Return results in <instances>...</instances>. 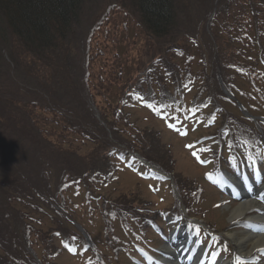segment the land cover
Listing matches in <instances>:
<instances>
[{"label": "trees", "instance_id": "trees-1", "mask_svg": "<svg viewBox=\"0 0 264 264\" xmlns=\"http://www.w3.org/2000/svg\"><path fill=\"white\" fill-rule=\"evenodd\" d=\"M190 1L195 3V0ZM116 2L137 14L148 33L159 41L158 47L171 44L170 37L181 25L185 5L189 4L184 0ZM102 3L104 5L105 0H0V50L3 45L6 46L17 76L23 77L20 70H24V81L36 80L40 75L47 81V72L54 71V78L60 79L59 86L65 88L57 70L58 59L72 60L77 51L76 32L81 26L85 27L88 20H92L91 11L102 6ZM9 32L15 35L13 44L6 37ZM29 54L37 56L35 63L30 64V61L25 60L24 56ZM59 86L54 85V88ZM53 95L57 96V92L54 91ZM4 105L13 109L16 107L12 103ZM8 113L3 114L6 116ZM8 119L5 122L4 116L3 119L0 116V136L8 143L16 140L19 144L20 132L23 131L20 126L26 128L28 123L17 116ZM22 145L27 144L22 142ZM19 156L23 157V152Z\"/></svg>", "mask_w": 264, "mask_h": 264}, {"label": "rangeland", "instance_id": "rangeland-1", "mask_svg": "<svg viewBox=\"0 0 264 264\" xmlns=\"http://www.w3.org/2000/svg\"><path fill=\"white\" fill-rule=\"evenodd\" d=\"M127 32L125 31V34H126ZM133 33H134V31H133V25H131V27H130V31H129V35H133ZM15 36V35H14ZM13 36V34L11 33V32H9L8 34H7V38L10 40V43L11 44H13V40H14V37ZM122 36V33H121V31L119 32V35H118V37L120 38L119 39V41H118V43H117V47L118 48H114V46L112 45V46H110V43H108V42H106L105 44H107V46H106V49H107V51H109V55H106V58H108L109 60H114V61H117V60H126V59H128L127 58V53L129 52L128 50H129V47H128V42L126 41V40H124L123 39V37H121ZM0 37L2 38V36H1V34H0ZM0 38V39H1ZM108 47V48H107ZM130 48H132V46L130 47ZM117 52L119 53V55L117 56L116 54H117ZM0 58H1V60H0V67H1V73L3 74V77L4 78H6V73H8L9 71H11V69L13 68L12 67V63L11 62H9L10 60L8 59V57H7V50H6V46L5 45H3L2 47H1V50H0ZM118 85V84H117ZM113 86H115V85H113ZM17 92V91H16ZM116 94H117V89L115 88L114 90L111 88V90H110V96H112L114 99L116 98ZM138 114H140V112H137ZM178 140H174V142H175V144H181L182 143V140L181 139H179V138H177ZM20 147V146H19ZM30 150V149H29ZM19 154H22V152H20ZM23 155H25V154H23ZM28 164H30V162H28ZM186 165H188L189 167H190V171H191V173H200V175H201V177L200 178H202L203 179V177H204V171L205 170H203V172H202V170L200 169V167H197L196 166V164H195V162L193 161V160H190V161H188V164L186 163ZM29 169H30V167H29ZM132 176H134L133 174H131ZM187 176H189V177H191L192 178V176L190 175V173H187ZM134 178V180H132L131 181V184H132V186H129L128 187V189L127 190H129L130 191V193H134L133 191H135L136 189H138V190H146V193H147V191H148V185L146 184V183H144V182H142L141 184H142V186L143 185H147V188L146 189H141V185L140 184H138V180H137V178L134 176L133 177ZM59 180V178H52V182L53 183H55V182H57ZM123 180H125V179H123ZM201 182V181H200ZM123 190H124V192H126V190H125V187L124 188H122ZM135 189V190H134ZM117 192H119V191H117ZM133 197H131V199H132ZM236 208V207H235ZM234 208V209H235ZM233 209V210H234ZM227 215H228V213H227ZM99 224H98V227L97 228H95L93 231L94 232H97V231H99V234L101 235V236H103V230H102V225L103 226H106V224H104V222L100 219L99 220V222H98ZM101 223H102V225H101ZM87 224H90L89 222H87ZM91 225V224H90ZM94 225V224H93ZM72 264H75V262L74 261H72ZM76 264H80L79 263V261L78 260H76Z\"/></svg>", "mask_w": 264, "mask_h": 264}, {"label": "bare ground", "instance_id": "bare-ground-1", "mask_svg": "<svg viewBox=\"0 0 264 264\" xmlns=\"http://www.w3.org/2000/svg\"><path fill=\"white\" fill-rule=\"evenodd\" d=\"M0 72H1V67H0ZM254 205V202H250L248 200H245V202H243L236 210H234V213H232L231 216V220L235 221L237 220L239 217L242 218L243 215L246 214V212L248 211V208L252 207ZM262 219H264L262 217ZM255 245H257L258 247L263 246L264 245V235L263 236H259L258 240L254 242ZM240 249L241 246H239ZM251 252H248L247 254L249 255Z\"/></svg>", "mask_w": 264, "mask_h": 264}, {"label": "snow or ice", "instance_id": "snow-or-ice-1", "mask_svg": "<svg viewBox=\"0 0 264 264\" xmlns=\"http://www.w3.org/2000/svg\"><path fill=\"white\" fill-rule=\"evenodd\" d=\"M236 259H237V264H240V258L237 257Z\"/></svg>", "mask_w": 264, "mask_h": 264}]
</instances>
